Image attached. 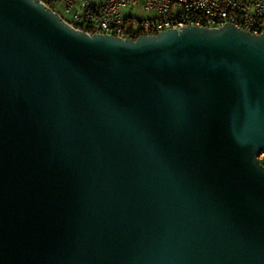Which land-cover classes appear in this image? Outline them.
<instances>
[{
    "label": "water",
    "instance_id": "water-1",
    "mask_svg": "<svg viewBox=\"0 0 264 264\" xmlns=\"http://www.w3.org/2000/svg\"><path fill=\"white\" fill-rule=\"evenodd\" d=\"M263 149L264 32L0 0V264H264Z\"/></svg>",
    "mask_w": 264,
    "mask_h": 264
},
{
    "label": "built area",
    "instance_id": "built-area-1",
    "mask_svg": "<svg viewBox=\"0 0 264 264\" xmlns=\"http://www.w3.org/2000/svg\"><path fill=\"white\" fill-rule=\"evenodd\" d=\"M50 1L64 10L77 29L85 25L90 34L108 32L123 39L188 26L218 28L232 24L244 31L257 29L261 34L264 30V0H107L104 4L92 0ZM136 7H142L148 17H124V10ZM138 20L140 26H136ZM259 159L264 164V156Z\"/></svg>",
    "mask_w": 264,
    "mask_h": 264
},
{
    "label": "rangeland",
    "instance_id": "rangeland-1",
    "mask_svg": "<svg viewBox=\"0 0 264 264\" xmlns=\"http://www.w3.org/2000/svg\"><path fill=\"white\" fill-rule=\"evenodd\" d=\"M97 1H99V4H102L105 2L104 0H97ZM58 10L60 11V14L63 17L67 18V16L64 14V10L61 7ZM123 14H124V16L129 15L130 17H136V18L138 17L139 19H146L148 17V14L146 12H144L142 7H136V8L131 9V10H124ZM151 15L155 16V13L152 12ZM136 26H140L139 20L136 22Z\"/></svg>",
    "mask_w": 264,
    "mask_h": 264
},
{
    "label": "bare ground",
    "instance_id": "bare-ground-1",
    "mask_svg": "<svg viewBox=\"0 0 264 264\" xmlns=\"http://www.w3.org/2000/svg\"><path fill=\"white\" fill-rule=\"evenodd\" d=\"M202 27H207V26H202ZM78 29H81V30L87 32V30H85V25H78ZM247 32H250L252 34H260L257 29H247ZM263 32H264V30H263ZM100 33L108 34V32H100ZM144 35H152V34H144ZM260 156H264V149H263L262 153L260 154Z\"/></svg>",
    "mask_w": 264,
    "mask_h": 264
},
{
    "label": "trees",
    "instance_id": "trees-1",
    "mask_svg": "<svg viewBox=\"0 0 264 264\" xmlns=\"http://www.w3.org/2000/svg\"><path fill=\"white\" fill-rule=\"evenodd\" d=\"M47 5H49L50 7H52L55 11H57L58 13H60V11L58 10V7L56 5H54L50 0H43ZM65 20H67L68 22H70V19L64 17Z\"/></svg>",
    "mask_w": 264,
    "mask_h": 264
},
{
    "label": "crops",
    "instance_id": "crops-1",
    "mask_svg": "<svg viewBox=\"0 0 264 264\" xmlns=\"http://www.w3.org/2000/svg\"><path fill=\"white\" fill-rule=\"evenodd\" d=\"M92 1H93L94 3H96V4H99V1H97V0H92ZM104 1H105L104 3H106L107 0H104ZM102 2H103V1H102ZM104 3H102V4H104ZM124 17L126 18V17H128V15H125Z\"/></svg>",
    "mask_w": 264,
    "mask_h": 264
}]
</instances>
